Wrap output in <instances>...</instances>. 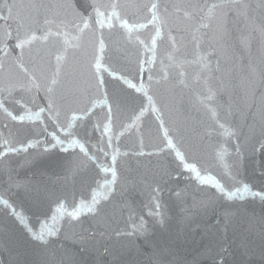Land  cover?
Listing matches in <instances>:
<instances>
[{
  "label": "snow or ice",
  "instance_id": "6c2138e0",
  "mask_svg": "<svg viewBox=\"0 0 264 264\" xmlns=\"http://www.w3.org/2000/svg\"><path fill=\"white\" fill-rule=\"evenodd\" d=\"M86 4L85 11H81L77 0H0V113L21 125H44L43 131L54 141L52 148L59 147L62 152L78 149L75 153L80 162L77 170L95 165L103 173L110 174V179L105 176L92 190L90 199H81L70 206L57 198L53 201L55 208L49 205L45 211L37 198V212L44 218L39 230L14 202L0 196V209L13 218L26 239L47 252L58 242L66 226L80 224L82 217L96 218L104 214L118 182L119 163L130 156L128 151H121L120 138L125 131H139L141 122L149 115L158 123L161 143L153 151L146 152L141 138L138 149L131 155H173L181 169L189 174L188 178L194 179L199 186H207L213 198L227 207L237 201L243 204L258 200L264 205V186L257 187L240 178L247 159L246 143L255 139L253 154L264 155V115L259 138H255L253 126H248L249 132L245 133L228 120L232 105L219 100L228 88L217 51L218 47L226 50L230 15L233 22L244 25L239 37L242 47L250 48L257 32L264 44V0H259L255 9L248 0H212L210 4L208 0H86ZM256 11H259L258 17ZM113 34H118L125 44L137 47L144 54L143 59L137 61L134 77L139 79V84L106 62ZM8 41L13 44L9 45ZM190 74L192 84L204 89L195 93L197 104L212 120L205 137H222L232 149L230 164L224 163L229 154L227 147L220 145L215 153L222 169L219 175L209 173L195 159L189 160V150L179 138V130L167 126L166 106H160L152 92L153 83L167 85L173 80L183 88H190ZM261 76L264 79V72ZM121 85L141 94L143 99L138 108L132 109L129 122L117 131L114 118L130 102V94ZM5 92L7 97L3 95ZM41 93L46 103L36 111L32 105ZM9 103L17 104L22 111L10 110ZM97 108L103 112L104 119H97L89 131L88 118ZM43 113H47V120L54 124L56 131L49 132ZM77 128L83 129V140L73 138L80 135L73 131ZM97 131L101 132L100 137L95 145H90L89 140ZM38 143L40 141L28 140L16 147L12 139L0 134V161L9 153L27 151ZM101 157L106 164L100 163ZM259 175L264 180V164ZM164 190L162 183L153 186L152 207L148 213L161 225L165 222L161 203ZM222 226L226 236L229 225ZM147 231L143 218L139 223L133 222L132 234L143 235ZM116 234L128 233L117 229ZM96 239L97 232L91 231L83 237L81 249L88 251L89 241ZM219 248L213 264H224L228 254L229 245L223 242V237ZM160 251L163 254L164 250Z\"/></svg>",
  "mask_w": 264,
  "mask_h": 264
},
{
  "label": "water",
  "instance_id": "95a60500",
  "mask_svg": "<svg viewBox=\"0 0 264 264\" xmlns=\"http://www.w3.org/2000/svg\"><path fill=\"white\" fill-rule=\"evenodd\" d=\"M208 2L210 4L212 0ZM248 2L254 9L259 4V0ZM77 4L81 11L87 8L86 0H77ZM255 15L258 17L259 11ZM243 28L242 23L233 22L229 16L226 50L217 48L228 88L219 100L232 105L229 121L245 133L249 132L248 126H253L255 138H259L264 115V79L261 76L264 72V44L257 32L250 48L242 47L239 37ZM8 43L12 45L13 41ZM109 45L106 62L139 84V79L134 77L137 61L143 59L144 54L137 47L125 44L118 34H113ZM69 55L71 58V53ZM77 59H80L79 55ZM189 71L191 73V69ZM144 82L147 84L146 73ZM4 83H8L7 78ZM189 83L190 88L179 86L175 80L167 85L153 83L152 92L160 106H166L164 118L167 126L174 131L179 130V138L189 150V160L195 159L200 167L219 175L222 169L215 153L220 145L227 147L229 154L225 156L224 163L230 164L232 149L222 137H205L212 120L210 114L197 104L195 94L204 89L192 84L191 74ZM121 87L130 94V102L114 118V129L117 131L122 124L129 122L132 109L138 108L143 99L141 94L127 89L125 85ZM3 95L7 97L8 94L5 92ZM45 103L41 93L32 107L38 111L39 106ZM7 106L14 112L22 111L17 104L9 103ZM42 116L49 132L56 131L54 124L47 120V113ZM97 119H104L100 108L88 118L89 131ZM6 124L8 127H4ZM43 128L44 125L39 123L21 125L12 122L0 113V134L5 139H12L16 147L28 140L40 141L36 147L9 153L0 161V196L22 209L37 230L44 219L37 212V198L45 211L49 205L55 208L53 201L57 198L65 200L70 206L81 199H90L92 190L103 182L105 176L110 179V174L103 173L95 165L77 170L80 162L75 153L78 149L62 152L59 147L52 148L54 141ZM73 131L80 133L73 138L83 140V129ZM57 134L64 139L62 133ZM100 134V131L95 132L89 144L95 145ZM161 137L158 123L150 115L141 122L139 131H125L120 138V148L121 151H128L130 156L122 158L119 163L118 182L104 214L96 218L82 217L80 224L66 226L58 242L47 252H42L28 241L13 218L0 209V264H213L222 237L223 242L229 245L224 264H264V205L258 200L243 204L237 201L227 207L213 198L212 190L207 186H199L194 179L188 178L189 174L181 169L173 155H131L138 149L141 138L148 152L160 145ZM254 143L255 139L245 144L247 159L240 178L260 187L264 186V180L259 175L264 155L259 152L253 154ZM100 163L106 164L107 161L101 157ZM157 183H162L165 189L161 196L163 225L148 215L152 207V188ZM141 218L147 225V233L132 234L133 222L139 223ZM224 224L229 225L226 236ZM117 229L128 234L117 235ZM91 231L97 232V239L89 241L88 251H83V237Z\"/></svg>",
  "mask_w": 264,
  "mask_h": 264
}]
</instances>
